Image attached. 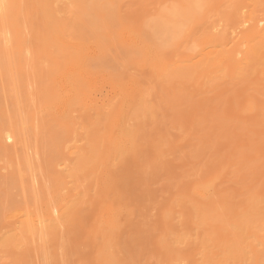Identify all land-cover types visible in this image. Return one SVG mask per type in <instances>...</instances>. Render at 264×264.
<instances>
[{
  "label": "rangeland",
  "instance_id": "rangeland-1",
  "mask_svg": "<svg viewBox=\"0 0 264 264\" xmlns=\"http://www.w3.org/2000/svg\"><path fill=\"white\" fill-rule=\"evenodd\" d=\"M62 1L9 0L0 19V132L20 141L0 133V264H252L264 0Z\"/></svg>",
  "mask_w": 264,
  "mask_h": 264
},
{
  "label": "bare ground",
  "instance_id": "bare-ground-1",
  "mask_svg": "<svg viewBox=\"0 0 264 264\" xmlns=\"http://www.w3.org/2000/svg\"><path fill=\"white\" fill-rule=\"evenodd\" d=\"M64 1V0H63ZM62 1V2H63ZM17 2V1H16ZM61 2V3H62ZM74 2H75V0H74ZM78 2H80V1H78ZM82 2V1H81ZM8 3H9V0H0V19H2V20H5V19H3V17H4V13H5V11H6V9H8V8H6L7 7V5H8ZM55 3V2H54ZM58 4H60V3H58ZM58 4H56V6L58 5ZM69 4V3H68ZM80 4H82V3H80ZM55 6V7H56ZM57 8V7H56ZM10 9V8H9ZM23 9V8H22ZM58 10V9H57ZM83 11H84V9H83ZM6 12H8V10L6 11ZM23 12V11H22ZM21 12V13H22ZM165 12H167V11H165ZM174 12V11H173ZM21 13H20V15H21ZM55 13H57V11L55 12ZM60 13V12H59ZM58 13V15L57 14H55V16L57 15L58 17H60L61 15V13L59 14ZM168 13V12H167ZM166 14V13H165ZM174 14H175V12H174ZM246 14V13H245ZM2 15H3V17H2ZM5 15H7V14H5ZM9 15V14H8ZM167 15V14H166ZM171 15V14H170ZM246 16V15H245ZM163 17V16H162ZM161 17V19L160 20H162L163 22L161 23V24H163V25H161V27H163L162 28V30L164 31V32H166L167 34H170V35H172V34H177V32L178 31H183V28L181 29V23L182 22H174V20L172 21V19L173 18H171V20L170 19H168L167 21L166 20H164L163 18ZM171 17V16H170ZM5 18H6V16H5ZM167 18V17H166ZM0 21V22H2L1 24L3 25V21ZM9 20V19H8ZM179 20H181L180 18H179ZM175 21H176V18H175ZM177 21H178V18H177ZM185 21H187V20H185ZM184 21V22H185ZM8 22L6 21V24H7ZM189 23V22H188ZM253 23H255L254 25H252V23H251V26L249 27L250 29H254V30H259V28L260 27H262L260 30H263L264 29V19L262 18L261 20H257V22H253ZM182 24H184V23H182ZM187 24V23H186ZM241 24V23H240ZM239 24V25H240ZM1 25V27H0V34H1V31H2V33H3V30H1V28L3 29V26ZM248 25H250V20H246V19H244V21L242 22V24H241V26L240 27H248ZM6 26V27H5ZM4 26V28H7L8 30H9V28L7 27L8 25H5ZM188 26V25H187ZM220 26V25H219ZM13 27V26H12ZM186 27V26H185ZM238 28H239V26H238ZM7 29H4V34L7 36V35H10V34H8L9 33V31L7 30ZM10 29H12V28H10ZM17 29H19V28H16V31H17ZM187 29V28H186ZM7 30V31H6ZM238 30V29H237ZM245 30V29H244ZM181 31V32H182ZM233 31V30H232ZM235 31V30H234ZM234 31H233V33H234ZM248 31H250V30H248ZM247 31V32H248ZM175 32V33H174ZM184 32V31H183ZM237 32V31H236ZM245 32H246V30H245ZM251 32V31H250ZM254 32V31H253ZM64 33V32H63ZM240 33V32H239ZM252 33V32H251ZM251 33H249V34H251ZM4 34H1L0 35V38H1V36H3L4 38H3V41L5 40V38L8 40V38H9V36H5ZM178 34H179V32H178ZM234 34H236V33H234ZM257 34V33H256ZM124 34H121V42H122V44H132L131 46L133 47V45L135 46V44H136V40L135 41H130V40H127V39H125L124 37L125 36H123ZM182 35V34H181ZM179 36V35H178ZM236 36V35H235ZM251 36H252V34H251ZM261 36V35H260ZM263 36V35H262ZM234 37V36H233ZM249 37V36H248ZM254 37V36H253ZM259 37V36H258ZM167 38V37H166ZM10 40H11V38H9ZM13 39V38H12ZM241 39V38H240ZM245 39V38H244ZM257 39V38H256ZM10 40H9V43H10ZM222 40V39H221ZM247 40V39H246ZM4 42H6V41H4ZM7 43H8V41H7ZM135 43V44H134ZM219 43V42H218ZM240 43V42H239ZM216 44V43H215ZM214 44V45H215ZM246 44V43H245ZM21 45V44H20ZM213 45V44H212ZM130 46V47H131ZM218 46V45H217ZM223 46V45H222ZM226 46V45H225ZM239 46V45H238ZM244 46V45H243ZM136 47V46H135ZM202 47V46H201ZM209 47V46H208ZM220 46H218V48H219ZM224 47V46H223ZM7 48H8V46H7ZM216 48V47H215ZM52 49V48H51ZM58 49V48H57ZM219 49H221V47L219 48ZM223 49V48H222ZM225 49L226 48H224V50H222V51H224L225 52ZM10 50V49H9ZM65 50V49H64ZM217 51V50H216ZM220 52V53H223V52ZM231 50H228V52H230ZM232 51H234V50H232ZM57 52H60V51H57ZM201 52V51H200ZM235 52V51H234ZM53 53H55V52H53ZM63 53V52H62ZM231 53V52H230ZM37 54V53H36ZM41 54V53H40ZM211 54V53H210ZM225 54V53H224ZM208 55H209V53H208ZM208 55L207 56H205V57H207V58H209L208 57ZM228 55H230L229 53H226L224 56H223V58L224 57H227ZM233 55H235V53H233ZM233 55H231V60H232V58H233ZM60 56H61V54H60ZM219 57V56H218ZM40 58V57H39ZM222 58V59H223ZM219 60V61H221V62H224V60L226 59V58H224V60ZM210 60H211V57H210ZM227 61V60H226ZM231 63V62H230ZM222 64H225V63H222ZM227 64V63H226ZM207 65V64H206ZM208 66H209V64H208ZM230 67V66H229ZM206 67H204V69H205ZM203 69V68H202ZM9 127V126H8ZM11 127V126H10ZM6 128V127H5ZM4 128V131H2V132H0L1 133V137H2V142H1V144L4 142V146L5 145H8V144H12V145H15L16 144V142H18V143H20V141H17L16 139H17V137L16 136H18V135H16L15 134V132H14V130H12L13 128H7V129H5ZM131 130V129H130ZM129 131V130H128ZM17 132V131H16ZM127 134V133H126ZM130 135V134H129ZM129 135H127V137L129 136ZM122 136V135H121ZM19 139V138H18ZM123 139V138H122ZM1 141V140H0ZM119 141V140H118ZM8 147V146H7ZM15 147V146H14ZM9 149V148H8ZM15 149V148H14ZM114 149V148H113ZM17 214V213H16ZM32 214V213H31ZM39 215V214H38ZM26 220L25 219H23V220H25L23 223H21V224H23V227L19 224V226H21L20 228L22 229L23 228V230H24V233H26V235H32V236H34L35 237V235H40L41 234V236L43 235V234H45V232H46V226L48 225L47 223H46V225H45V222L43 221L44 219H45V216H39L38 217V219L36 220V219H32V216L30 215V214H27L26 215ZM53 217V216H52ZM51 218V217H50ZM48 221L50 220L49 218H46ZM45 219V220H46ZM51 219H53V218H51ZM46 220V221H47ZM21 222V221H20ZM44 222V225L42 224ZM19 223V222H18ZM255 223L256 222H254V225H255ZM259 224V223H258ZM262 224H264V222L262 223ZM261 224V225H262ZM42 226H45V229H43V227ZM48 228V227H47ZM255 229H256V227H254ZM253 228V229H254ZM15 229H19V227L18 228H15ZM50 229H52L51 227H50ZM259 229V228H258ZM257 229V230H258ZM261 229L262 230H264L263 229V225H262V227H261ZM261 229H259L258 231L259 232H261L262 230ZM20 230V229H19ZM47 230H49V229H47ZM261 230V231H260ZM22 231V230H21ZM258 232V233H259ZM264 233V232H263ZM19 234H21V235H23L22 233H19ZM47 234V233H46ZM25 235V234H24ZM24 235H23V237H24ZM26 235H25V237H26ZM51 235V234H50ZM258 235V234H257ZM31 236V237H32ZM46 236H48L49 237V235L47 234ZM45 236V237H46ZM43 237H44V235H43ZM44 237V239H48V237H46L45 238ZM260 237V236H259ZM36 238V237H35ZM37 239L38 240H41V238H40V236L39 237H37ZM46 239V240H47ZM257 239V238H256ZM255 239V240H256ZM255 240L253 241V242H255ZM42 241V240H41ZM44 241V240H43ZM260 241V240H259ZM253 242H252V245H254L253 244ZM241 243V242H240ZM239 243V244H240ZM263 243V242H262ZM251 244V243H250ZM256 244H257V242H256ZM255 244V245H256ZM246 245V244H245ZM248 245V244H247ZM263 245H264V243H263ZM259 246V245H258ZM249 247V246H248ZM248 247L246 248V249H248ZM256 246H254L253 248H250V249H253V250H256ZM260 248V247H259ZM253 250H249V251H253ZM241 253H243V252H241ZM257 254V253H256ZM249 256H252V257H250V259H251V263L252 264H264V247H263V249L261 248V251H260V253L258 254V255H256L255 256V254H251V255H249ZM248 256V257H249ZM247 257V256H246ZM248 257H247V259H248ZM239 262H241V261H239ZM248 262V261H247ZM246 263V262H245Z\"/></svg>",
  "mask_w": 264,
  "mask_h": 264
}]
</instances>
